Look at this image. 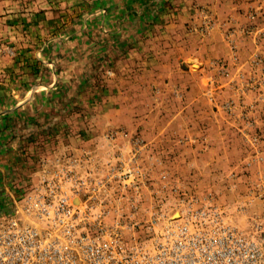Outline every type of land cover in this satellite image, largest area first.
Wrapping results in <instances>:
<instances>
[{
	"label": "rangeland",
	"instance_id": "rangeland-1",
	"mask_svg": "<svg viewBox=\"0 0 264 264\" xmlns=\"http://www.w3.org/2000/svg\"><path fill=\"white\" fill-rule=\"evenodd\" d=\"M0 110L11 205L38 174H141L144 206L177 186L264 227V0H0Z\"/></svg>",
	"mask_w": 264,
	"mask_h": 264
},
{
	"label": "built area",
	"instance_id": "built-area-1",
	"mask_svg": "<svg viewBox=\"0 0 264 264\" xmlns=\"http://www.w3.org/2000/svg\"><path fill=\"white\" fill-rule=\"evenodd\" d=\"M137 175L34 176L0 213V264H264L262 221L242 230L177 186L173 213L144 206Z\"/></svg>",
	"mask_w": 264,
	"mask_h": 264
},
{
	"label": "crops",
	"instance_id": "crops-1",
	"mask_svg": "<svg viewBox=\"0 0 264 264\" xmlns=\"http://www.w3.org/2000/svg\"><path fill=\"white\" fill-rule=\"evenodd\" d=\"M37 77L38 76H35V79ZM182 78H186L185 74H182V75L177 74L174 78L170 79V82H175V81H173V79H175L176 81H180V79H182ZM49 83H50V85H52L53 80L52 81L50 80ZM43 93L44 92H42V95H43ZM209 113L211 114V111ZM9 115H11V114H8L7 112L0 110V153H2L0 155V208L2 207L3 211L8 210L10 208V205H11V199L9 201L8 200L6 201L4 198V195L7 194L6 192H7V189L9 188V186H6L7 180H8L7 175H11L10 171L13 170V166H14L12 156L7 155V154H3V148H4L3 146H7V143L5 144V142H6L5 138L7 136L6 133L9 131V125H8V116ZM209 126H210V130H212L211 122L209 123ZM207 146L208 147H206L207 149H205L204 155L207 156L206 161L209 163L208 168H211V166H214L213 169L215 171V168L217 165L216 159H224L225 158L224 163L227 165L226 172L228 174H232L233 169H234L232 164L236 160V158L233 156V154L231 156L230 154H227V152L224 153V148H223L224 146L223 145H219V146L218 145H207ZM218 152H221L223 155H219ZM229 156H231V157L229 158ZM211 171L212 170H209L210 174H205V176L210 178V179L212 177H214L215 175H217V174H211ZM228 186H229V184H228ZM206 190L207 191L211 190V188H208ZM206 190H204V191H206Z\"/></svg>",
	"mask_w": 264,
	"mask_h": 264
}]
</instances>
